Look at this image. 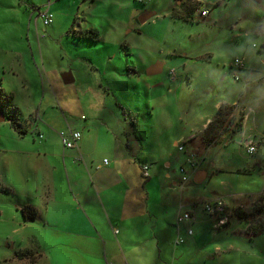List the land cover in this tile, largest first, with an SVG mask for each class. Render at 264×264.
<instances>
[{"label": "rangeland", "instance_id": "obj_1", "mask_svg": "<svg viewBox=\"0 0 264 264\" xmlns=\"http://www.w3.org/2000/svg\"><path fill=\"white\" fill-rule=\"evenodd\" d=\"M182 1L188 0H0V86L11 97L6 108L12 112L16 107L18 114L34 108L31 113L40 114L43 123L50 119L54 127L61 119L66 121L63 114L73 118L121 114L124 124L138 136L146 138L148 134L157 158L165 157L157 163L140 161L142 169L151 167V173L155 169L165 178L169 174L183 200H195L185 205L193 209L195 218L201 215L203 202L222 201L219 216H226L223 224L208 216L203 223L191 226L194 232L206 226L207 239L194 244L193 239L184 242L183 238L184 243L177 244L185 257L182 264H264V233H248L246 222L236 216L238 211H251L264 196V144L249 154L238 143L240 134L232 132L243 114L236 111L229 131L222 132L207 149L199 142L201 131L193 133L197 148L186 145L188 148L180 151L188 157L194 154L199 163L185 173V180L178 165L185 162V156L179 151L177 156L169 141L172 129L160 117L172 114L171 118L182 119L180 125L187 132L191 127L200 129L208 116L214 117L213 103L227 101L230 95L253 111L246 131L256 138L264 135V0H200L193 21L174 17L163 25L167 11ZM47 8L55 16L54 24L42 21L40 15ZM204 8L209 11L202 17L200 9ZM154 12L159 19H154ZM142 13L152 14L139 32L136 27ZM89 28L101 31L98 39L81 34L80 29ZM174 51L180 55L169 54ZM137 55L148 57L147 66L159 55L165 56L169 63L165 72L175 69L171 74L178 79L170 81V92L160 95L167 105L159 106L153 93L131 76ZM236 57L243 58V68L234 65ZM91 62L98 68L91 69ZM67 70L73 76L64 83L62 74ZM144 76L141 73V78ZM30 96L36 97V103ZM19 104L23 106L20 112ZM21 115L19 121L24 123L28 114ZM149 149L147 145L145 153L153 155ZM14 163L11 161L9 182H1L10 191L0 188V264H40L38 257L29 255L39 250L35 223L23 225L24 216L32 213L28 204L32 203L33 185L19 175ZM196 171L206 175L199 183L193 180ZM139 175L143 181L148 179L143 170ZM140 192L146 194L143 189ZM197 256L195 262H188L189 257Z\"/></svg>", "mask_w": 264, "mask_h": 264}, {"label": "crops", "instance_id": "obj_2", "mask_svg": "<svg viewBox=\"0 0 264 264\" xmlns=\"http://www.w3.org/2000/svg\"><path fill=\"white\" fill-rule=\"evenodd\" d=\"M130 4L138 9L135 1ZM170 10L165 14L168 19L161 21L165 26L169 19H175ZM154 13V19H159V14ZM149 18L139 22L136 31L140 32L149 23ZM54 23L53 14L51 24ZM84 30L94 31L98 36L101 34L97 28L80 29V32ZM88 45L91 46L89 43ZM169 54L180 55L175 51ZM163 57L165 56L159 55L158 60H151L147 66L148 57L142 59L137 55L131 73L136 83L142 82L153 93L161 107L168 103L160 95L168 90L170 92V81L178 79L171 74L175 73V69H167L168 72H165L169 63ZM91 64V69L98 68L95 62ZM185 65L186 61L183 59L182 66ZM150 66L160 70L157 75H146ZM243 67L242 64L240 68ZM69 71L71 70L62 74L64 83H69L72 75H69ZM141 73L145 74L143 78ZM90 83L87 82L88 85ZM99 85L105 89L103 83L100 82ZM176 88L179 93L180 88ZM227 98V101L213 103L214 111L222 103L235 105L237 111L243 114L241 131L235 133L240 134L241 140L238 143L244 146L246 141H253L257 150L259 144H264V135L256 138L246 131L252 109L241 105L230 95ZM29 99L36 103L35 96ZM85 100L88 102L89 98ZM92 108L94 109L93 106ZM22 109L23 106L19 104V112ZM32 111L34 108L21 113L28 114L24 123L18 120L22 132L13 128L9 120L1 121L0 181L9 182L11 161L14 160L19 175L33 185L32 203L28 204L31 206L32 216H24L23 225L27 227L35 223L34 239L39 248L36 257L40 264H54V261L56 264L59 261L67 264H182L185 257L177 244L191 239L194 244H199L201 239L208 238L206 226L192 234L187 233V228L208 220L209 217L203 212L197 218L193 214L191 220L177 221L179 213L187 208L186 203L191 204L195 200L184 201L181 192H177L176 182L170 181L172 178L169 174L165 178L163 173H158L155 169L151 173V167H147L148 179L143 181L139 175L143 170L140 161L157 163L159 158L165 157L163 155L157 158V152L151 147L153 145L148 143V134L146 138L138 136L124 124L121 114H80L79 118L63 114L66 121L61 119L54 127L50 119L47 120L48 123H43L39 118L41 115H34ZM21 114H18L19 117H23ZM156 116L159 118L160 114ZM160 117L172 129L169 141L172 142V148L176 149L180 141L202 131L213 118L212 115L208 116L200 129L191 127L187 132L180 125L182 119L171 118L172 114ZM171 120L177 122L172 123ZM70 129L80 131L81 138L77 146L65 148L60 132ZM4 136L8 139L3 138ZM6 140H10V143ZM167 140L165 139V144L168 147ZM147 145L150 146L148 152L154 153L151 156L145 153ZM178 151L177 149V156ZM105 158L107 162L103 161ZM178 165L184 167L187 173L191 172L187 163L179 161ZM182 184L181 181L180 185ZM141 189L146 194L141 193ZM188 209L193 212V209ZM193 235L196 236L192 238ZM177 237L184 238V242H178ZM197 258L198 256L189 257L188 262L193 263Z\"/></svg>", "mask_w": 264, "mask_h": 264}, {"label": "trees", "instance_id": "obj_3", "mask_svg": "<svg viewBox=\"0 0 264 264\" xmlns=\"http://www.w3.org/2000/svg\"><path fill=\"white\" fill-rule=\"evenodd\" d=\"M179 2V0H177ZM202 4V1L200 0H195L194 2H192L191 0L188 1H182L180 3H176V6L173 7L172 10V15L173 17H180V19L182 18L185 21H193V12ZM179 9V10H178ZM205 9V8H204ZM204 9H200V15L202 17L207 16L201 13ZM209 11V10H208ZM52 21H53V14H52ZM51 21V23H52ZM49 23V24H51ZM46 24V25H49ZM81 34L84 37H92L93 39H98V35L96 32L94 31H88L85 30L83 32H81ZM239 59L242 61L243 63V58H238L236 57L234 59V65L236 67H239L236 63L235 60ZM237 78V77H236ZM11 103V97L8 96L3 88L0 86V105L3 108H6L7 105H9ZM8 110V108H6ZM15 110V111H14ZM14 110L12 112H10L11 110H8V114H6V120L10 121V124L13 128H15L17 131L22 132L21 127L19 126V115L16 112V107H14ZM237 111L235 105L232 104H228V103H222L220 104V106L218 107V109L215 112V115L213 117V119H211L209 121V123L206 125V127L199 133V142L201 143V146H203L204 149H207L209 146H211L212 144L216 143L219 135L224 132V131H229V128H231L232 124L234 123V118L232 117L233 114H235V112ZM242 118L243 115H241V120L239 122L236 123V129L232 130V132H239L241 131L242 128ZM195 136H192L191 138H189V140L187 141V144L184 143V147L183 150H185V148H188L186 145H190L193 147H196L195 144L193 143ZM177 149L178 148V145ZM180 151V150H179ZM182 151V150H181ZM185 155V162L183 163H188V161L186 160L188 157L187 153L185 151L182 152ZM194 155V154H193ZM197 161V160H196ZM199 161H197L198 163ZM197 167V166H196ZM180 171L183 174L182 176H186L185 173H187V170H185L184 167H180ZM190 171H193V169L190 167ZM1 184V181H0ZM2 186H0L1 189H3L4 191L8 192L10 191L9 187L1 184ZM201 207V206H200ZM202 212V210H201ZM218 214L215 217H219ZM260 215H264V196H261L259 198V201L257 203L254 204L253 209L249 212H244V211H238L236 216L245 221L247 224V232L253 235H257L259 233H264V216H260ZM32 215L30 214L28 217H31ZM214 216H211V218H213ZM36 252L35 254H33V252H30V256L31 258H35L36 257ZM24 257H27L29 255H25V253L23 254ZM22 257V256H21Z\"/></svg>", "mask_w": 264, "mask_h": 264}, {"label": "built area", "instance_id": "obj_4", "mask_svg": "<svg viewBox=\"0 0 264 264\" xmlns=\"http://www.w3.org/2000/svg\"><path fill=\"white\" fill-rule=\"evenodd\" d=\"M203 15H206L208 13L207 9H204L201 12ZM42 18L43 23L49 24L52 21V13L49 11V9L47 8V10L43 11L42 14L40 15ZM235 63L238 66H242V61L239 59L235 60ZM41 136V135H40ZM81 138V132L78 130H67V131H62L60 132V139L61 142L63 144V146L65 148H73L75 146H77V142L79 141V139ZM187 140H183L181 141V143H178V148L179 150H183L184 147V142H186ZM244 147L246 149V151L250 154V153H254L256 151V143L253 141H246L244 143ZM192 157L189 156V158L187 159L188 161V166L191 167L193 170H195L196 166H197V161L194 158L193 154H191ZM104 162H107L108 160L105 158L103 159ZM143 172L145 175H147V166L143 167ZM187 179L186 176H182V180ZM196 206V204H194V207ZM224 206H222V201L221 200H214L212 202H203L201 204V210L202 212L209 216L211 218V216H216L218 214H222V210H223ZM218 213V214H217ZM194 214V211L192 212V210H187L184 209L182 212L179 213L178 217H177V221L178 222H183V221H188L192 219V215ZM226 219V216H219L218 217V221L220 224H223L224 221ZM187 233L188 234H192L193 230L192 228H187ZM177 241L178 242H183V238L182 237H177Z\"/></svg>", "mask_w": 264, "mask_h": 264}, {"label": "water", "instance_id": "obj_5", "mask_svg": "<svg viewBox=\"0 0 264 264\" xmlns=\"http://www.w3.org/2000/svg\"><path fill=\"white\" fill-rule=\"evenodd\" d=\"M151 16L150 13H142L140 16H139V21L140 22H144L145 20H147L149 17ZM160 70L157 69L155 66H150L149 68H147L146 70V73L148 74H156L158 73ZM6 114L4 112V109L2 106H0V122L1 121H4L6 120ZM205 174L202 172V171H197L195 174H194V177H193V180L194 182H201L204 178H205Z\"/></svg>", "mask_w": 264, "mask_h": 264}, {"label": "snow or ice", "instance_id": "obj_6", "mask_svg": "<svg viewBox=\"0 0 264 264\" xmlns=\"http://www.w3.org/2000/svg\"><path fill=\"white\" fill-rule=\"evenodd\" d=\"M54 264H56L55 261H54ZM58 264H67V262H65V261H59Z\"/></svg>", "mask_w": 264, "mask_h": 264}]
</instances>
